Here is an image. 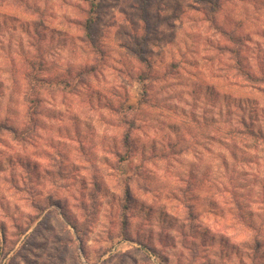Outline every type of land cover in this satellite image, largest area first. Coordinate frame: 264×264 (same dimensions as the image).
Listing matches in <instances>:
<instances>
[{"label": "rangeland", "instance_id": "obj_1", "mask_svg": "<svg viewBox=\"0 0 264 264\" xmlns=\"http://www.w3.org/2000/svg\"><path fill=\"white\" fill-rule=\"evenodd\" d=\"M142 1L0 0V264H264V0Z\"/></svg>", "mask_w": 264, "mask_h": 264}, {"label": "trees", "instance_id": "obj_2", "mask_svg": "<svg viewBox=\"0 0 264 264\" xmlns=\"http://www.w3.org/2000/svg\"><path fill=\"white\" fill-rule=\"evenodd\" d=\"M145 1V0H144ZM144 1H142V3H144ZM196 1H203V3H206V5H209L210 7V11H214L215 10V6L216 5H219V1L220 0H196ZM91 5H96L94 4L92 1L90 2ZM139 18H140V21L142 22L144 28L146 27H149V22H148V18H147V12H146V8H145V4L143 6H141L139 8ZM95 19L92 17V12L90 10L89 12V15L88 17L86 18L85 20V24H83V28H84V31H85V36H86V39L89 41V43L91 45H95V41H93V36H92V26H93V23H94ZM222 31L224 32H227L225 30L222 29ZM33 66V64L31 65V67ZM29 73V72H28ZM247 79L251 80V81H258V82H264V74H261V75H257V74H252L251 72H244ZM35 77V76H33ZM36 77H38L36 75ZM145 76H142V78H144ZM247 105V103H244L243 104H238V107L239 108H243L242 105ZM241 118H245V116L243 114H241ZM245 121V120H244ZM243 120L241 121L243 124H245ZM247 127V126H245ZM248 129V133L253 136L254 138H257V139H261L264 141V132H261L260 129H252V128H246Z\"/></svg>", "mask_w": 264, "mask_h": 264}]
</instances>
